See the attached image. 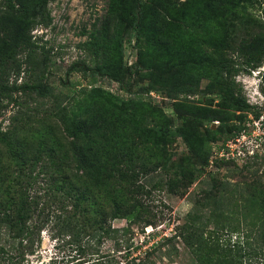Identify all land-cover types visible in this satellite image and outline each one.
<instances>
[{
	"label": "rangeland",
	"instance_id": "374dc122",
	"mask_svg": "<svg viewBox=\"0 0 264 264\" xmlns=\"http://www.w3.org/2000/svg\"><path fill=\"white\" fill-rule=\"evenodd\" d=\"M167 1L169 12L178 20L161 36L158 32L159 42L155 43L151 42L154 38L143 41L141 36L125 32L129 0L49 1L40 13L25 21L18 45L8 47L0 42V131L11 132L14 127L30 135L44 108H57L69 101V84H62L61 80L65 69L73 63L97 66L106 76L76 73L75 80L81 87L100 93L148 101L147 110L140 106L129 112L142 135L152 129L157 140L163 139L166 136L160 128L168 125V167H198V158L188 159L192 148L207 158L203 173L216 172L227 183L228 192L224 194L231 196L208 197L201 212L226 202V210L250 216L256 206L246 187L264 180V58L253 67L250 60L257 54L252 52L251 57L247 45L264 35V0H223L228 13L222 16L211 9V0ZM13 4V0H0V16ZM182 16L187 28L180 25ZM209 56L229 66L208 69L205 61ZM126 67L134 74L129 90L123 91L118 84L125 78ZM38 83L49 88L45 97L20 89L22 85ZM230 90L240 96L241 106L225 101ZM13 99L29 108L37 105L41 109H31L34 115L24 114ZM14 116L17 120L11 127ZM193 118H200V122ZM221 149L239 150L240 155L226 158ZM255 170L257 176H252ZM159 174L158 168L151 173V182ZM207 178H194L185 187L182 183L186 181L177 177L175 185L155 186L144 193L143 214L151 218L152 226L125 218L113 219V227H123V232L119 229L114 237L98 242L95 238L78 237L84 247L79 254L77 242L49 222L30 249L22 250L19 257L13 254L11 259L5 258L0 264H76L77 260L97 254L112 253L117 259L122 255L124 259L126 252L134 255L152 239L172 233L175 224L185 219L199 188H205ZM178 250L169 259H157L156 264H187V256L179 247Z\"/></svg>",
	"mask_w": 264,
	"mask_h": 264
},
{
	"label": "trees",
	"instance_id": "16d2710c",
	"mask_svg": "<svg viewBox=\"0 0 264 264\" xmlns=\"http://www.w3.org/2000/svg\"><path fill=\"white\" fill-rule=\"evenodd\" d=\"M13 1L11 8L0 16V42L8 47L20 43L25 21L40 13L52 0ZM216 1V4L209 1L211 9H216L218 16L226 15L227 5L223 0ZM129 2L125 32L135 33L143 41L154 38L152 43L159 42L156 34L159 32L161 36L163 30L178 20L169 12L167 0ZM180 23L187 28L183 16ZM247 48L251 57L252 52L257 54V58H251V65L258 66L264 58V35L253 39ZM219 60L209 56L205 61L208 69L229 66ZM76 73L106 76L97 66L69 65L61 78L62 84H69V101L57 108H44L30 135L14 129L16 116L10 119L11 132L0 131V262L11 259L13 254L19 257L22 250L30 249L49 222L77 242L79 254L84 247L78 237L95 238L98 242L114 237L119 229L123 232V227H113V219L125 218L152 226L151 218L143 214L141 196L144 193L155 186L175 185L177 177L179 181H186L182 185L187 187L194 178L207 175L205 188H199L185 219L175 224L169 236L152 239L134 255L126 252L124 259L123 255L117 259L112 253L97 254L77 260L76 264H156L157 259L177 255L178 247L187 256V264H264V180L246 187L256 206L252 215L228 211L224 208L228 207L226 202L201 212L208 197L231 196L224 194L228 192L227 183L216 172L203 173L207 158L189 148L188 159L198 158V167L185 170L168 167L165 147L170 136L168 125L160 128L166 137L157 140L152 129L147 130L148 135H142L129 112L140 106L148 109L149 102L122 99L81 87L75 80ZM133 74L126 67L118 89L128 91ZM20 89L33 90L39 97L49 93V88L39 83L22 85ZM224 99L231 106L243 104L232 90ZM13 101L24 114L34 115L32 110L41 109V106L29 108L16 99ZM193 121L200 122V118ZM157 168L160 174L151 182V173ZM256 173L253 171L252 176H257Z\"/></svg>",
	"mask_w": 264,
	"mask_h": 264
},
{
	"label": "built area",
	"instance_id": "2783aa9c",
	"mask_svg": "<svg viewBox=\"0 0 264 264\" xmlns=\"http://www.w3.org/2000/svg\"><path fill=\"white\" fill-rule=\"evenodd\" d=\"M222 154H224V156L226 158L228 157H234V155H240V151L236 150V152H233V150H228L226 149L225 151L223 149H221Z\"/></svg>",
	"mask_w": 264,
	"mask_h": 264
}]
</instances>
